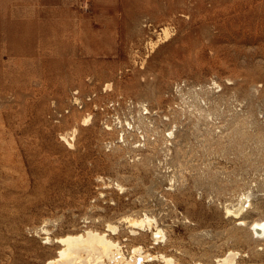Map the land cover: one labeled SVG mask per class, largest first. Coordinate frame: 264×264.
I'll use <instances>...</instances> for the list:
<instances>
[{
	"label": "rangeland",
	"instance_id": "1",
	"mask_svg": "<svg viewBox=\"0 0 264 264\" xmlns=\"http://www.w3.org/2000/svg\"><path fill=\"white\" fill-rule=\"evenodd\" d=\"M243 194L264 217V0H0V264L88 228L139 264H264ZM146 212L165 238L130 235Z\"/></svg>",
	"mask_w": 264,
	"mask_h": 264
},
{
	"label": "bare ground",
	"instance_id": "2",
	"mask_svg": "<svg viewBox=\"0 0 264 264\" xmlns=\"http://www.w3.org/2000/svg\"><path fill=\"white\" fill-rule=\"evenodd\" d=\"M108 85L109 84H107V86ZM145 109L146 111L143 113L146 114L148 112V107L146 106ZM199 109L200 108L198 107V110ZM202 113H203V110H202ZM139 116H140L141 121L143 120L144 117H147V115L144 116L141 114ZM88 121H89L88 117L84 118L85 123H87ZM126 123H128L129 126L132 125L131 122L128 120ZM125 127L127 128V126ZM132 127H134V125H132ZM125 130L126 129L122 128L119 131V135H120L119 137L122 138L123 142L126 141V136H125L126 131ZM73 131H75V129ZM148 140L146 138L147 142H149ZM135 142H138V141H134V143ZM140 142H142L141 139H140ZM138 143L136 145L137 146L139 145L140 147V144L142 143L140 144ZM144 144H146L145 141H144ZM117 185L119 186V183ZM249 204H251V202L247 199V195L243 194L236 204H233L231 206L229 205L226 207V212L228 213V215H231L237 218L240 224L248 226L249 229L254 234H256L257 238H260V239L264 238V217L256 219L250 223H248L242 217L247 207L250 206ZM125 220L127 222L128 227H130V230H129L130 235H132L135 238H139L142 234L144 235L147 234L152 239H154V242L155 241L157 242L159 239H163L166 236L165 234L166 230L164 231V228H162V225L161 226L159 225L156 217L147 214V212L141 216H126ZM108 229L112 230L113 233L118 232V225L109 223ZM141 230L146 231V233H144V231L143 233H141ZM46 239H49L50 241L49 236H47ZM55 240L59 242L62 246L59 248L58 254L55 257L49 258L47 260L46 262L47 264H139L142 262L141 261L142 258L146 256L147 258L148 257L150 258V256H152L149 252H145L144 247H143L144 245L143 246L133 245L134 247L131 251V255L127 256L123 250V246L121 245L119 241L114 240L113 238H110L106 231H99L93 228H88L82 232L68 233L66 235L55 238ZM156 256L160 260H162L164 264H178V262L175 261V258L172 255L167 256V254L165 255L158 254ZM236 256H237V252L230 250L225 255L217 257L215 263L195 261L192 264H235Z\"/></svg>",
	"mask_w": 264,
	"mask_h": 264
}]
</instances>
